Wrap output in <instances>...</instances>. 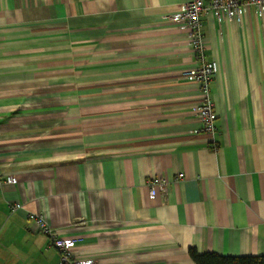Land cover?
<instances>
[{
  "label": "crops",
  "instance_id": "0c3cea01",
  "mask_svg": "<svg viewBox=\"0 0 264 264\" xmlns=\"http://www.w3.org/2000/svg\"><path fill=\"white\" fill-rule=\"evenodd\" d=\"M186 1L0 0V264H59L28 213L93 264L264 254V12L201 17L210 136Z\"/></svg>",
  "mask_w": 264,
  "mask_h": 264
},
{
  "label": "built area",
  "instance_id": "2783aa9c",
  "mask_svg": "<svg viewBox=\"0 0 264 264\" xmlns=\"http://www.w3.org/2000/svg\"><path fill=\"white\" fill-rule=\"evenodd\" d=\"M252 5L256 15L261 16L264 12V0H188L179 4L177 11L168 15L173 21L183 22L189 29V40L196 55L201 62L194 69L187 70L183 74L190 78L202 95L201 100L195 108V115L201 122V131L213 136L216 133L214 104L209 96V82L213 74L218 70L215 60L204 61V37L202 34L201 17L213 15L217 20L227 18L229 20L241 21L245 7ZM13 175H2L0 165V188L3 184L14 183ZM148 193L154 197L157 192H166L168 182L164 178L151 177L148 182ZM11 210L21 208V204L14 202L10 205ZM27 219L32 224V229L45 234L59 253V264H93L90 258H78L74 252L76 240L71 237H63L56 233L48 224L42 214L28 213Z\"/></svg>",
  "mask_w": 264,
  "mask_h": 264
},
{
  "label": "trees",
  "instance_id": "16d2710c",
  "mask_svg": "<svg viewBox=\"0 0 264 264\" xmlns=\"http://www.w3.org/2000/svg\"><path fill=\"white\" fill-rule=\"evenodd\" d=\"M188 255L195 264H264V254L249 256H226L215 252H198L188 248Z\"/></svg>",
  "mask_w": 264,
  "mask_h": 264
}]
</instances>
